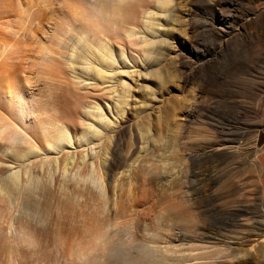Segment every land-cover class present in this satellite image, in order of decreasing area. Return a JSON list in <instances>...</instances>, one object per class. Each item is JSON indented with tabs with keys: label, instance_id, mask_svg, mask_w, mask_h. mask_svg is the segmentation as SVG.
<instances>
[{
	"label": "rangeland",
	"instance_id": "374dc122",
	"mask_svg": "<svg viewBox=\"0 0 264 264\" xmlns=\"http://www.w3.org/2000/svg\"><path fill=\"white\" fill-rule=\"evenodd\" d=\"M198 1L174 0L167 5L170 15L157 19L156 46L143 67L136 68L128 53L120 56L119 43L125 39L116 37L112 56L104 58L106 65L99 75L96 68L86 70L69 60L62 65L34 64L32 78L28 82L22 78L27 97L32 90L35 93L39 114L46 104L51 118L67 125L69 130L63 131L70 133L74 146L79 145L81 125H86L84 105L93 99L99 100L114 124L103 133L106 144L101 150L87 142L78 146L81 152L66 175L56 165L50 170L54 159L44 161L42 156L28 166L31 178L22 176L13 213L0 223V248L13 242L19 249L14 264H71L65 253L80 244L88 250L108 235L114 254L103 258L106 264H264V196L258 156L264 147L258 137L264 124V0ZM8 2L0 0V44L11 41L10 22L18 20L5 13ZM133 2L134 12L148 4V0ZM43 13L44 23L56 21V16ZM190 39L198 54L187 52L189 63L181 64L178 54ZM59 68L70 81L65 87L56 80ZM11 72L10 65H0V117L23 127L16 103L8 98L18 86L14 74L19 77V71ZM184 75L188 76L185 83ZM77 76L96 79V84L87 88L77 82ZM104 85H115L120 101L107 99L101 90ZM169 109L171 122L178 126L170 143L165 142L164 125ZM31 131L38 127L30 125ZM65 133L55 136L61 139ZM257 134L261 175L254 184L260 181L261 191L255 189L252 194L244 187L254 167ZM0 137V146H5L1 133ZM224 139L240 146V157L202 154L212 141ZM40 145L44 148L46 143ZM12 156L0 150V177L5 172L3 164L15 160ZM36 174L39 179H34ZM96 176L105 183L104 203L91 200L96 190L91 180ZM67 193H75L70 196L72 208L59 211ZM35 199L49 206L45 223L22 227L20 221L13 222V214L32 208ZM173 204H182L192 218L169 212ZM8 212L7 199L0 194V214L6 217ZM246 218L250 223L241 229L238 224ZM253 220L257 223L251 226ZM248 239L259 245L258 258L240 256ZM214 245L222 246L221 251H215ZM230 245L238 249L236 256L227 255L225 247ZM4 252L0 250V260L8 264Z\"/></svg>",
	"mask_w": 264,
	"mask_h": 264
},
{
	"label": "bare ground",
	"instance_id": "6f19581e",
	"mask_svg": "<svg viewBox=\"0 0 264 264\" xmlns=\"http://www.w3.org/2000/svg\"><path fill=\"white\" fill-rule=\"evenodd\" d=\"M7 1H9V5H7L8 8H6L5 13L10 12L12 16L18 18V20H11L10 22L9 27L11 30L9 32L11 41L0 44V65H10L12 69L11 73L19 71V77L14 74V82H16L18 86L10 91L8 98H10L13 103H16L19 122L22 123L23 127L18 125V123H12L6 118L0 117V133L7 143L4 149L0 150L7 156L11 154L15 155L12 156L13 159H15L14 161L5 162L3 164L5 172L0 177V194L7 199L9 209L8 216L5 217V215L0 214V223L8 221L9 216L13 213L16 202L14 196L19 192L21 178L25 175L28 180H30V168H28V166L35 164L38 156H42L41 159L44 158V161L54 159L55 163L50 164L49 169L56 165L57 168H62L66 175V172L75 163L77 154L81 152L78 146H81L83 142H87L86 144L90 145V148L101 150L106 144L105 137H102V135H105L103 133H106L114 124V121L106 117L103 113V106L99 100L93 99L90 104L84 105V115L86 118H83V121L86 125H81L82 132L79 139L80 142L78 146H74L71 144L72 139L70 133H65L63 131L69 130L67 125L62 120H53L45 110L46 104H43L42 107L39 108V110L43 111L39 114L40 111L35 108V104L38 103V100L34 98L35 93L33 90L30 92V97L33 99L29 96L27 97L26 91L22 88V78L24 77L26 82L32 78L31 75L33 74L34 64L48 63L62 65L65 61L69 62V60L73 61L74 65L81 64L86 70L89 68H96L97 74L99 75V73L101 74V68L106 65L104 58L106 56H112V52L114 51L113 43H115L114 38L116 37L125 39L119 43L120 56H125L128 53L127 56L129 60L136 68L145 66L147 60H145V58H147V56L149 58V55L152 54L156 46V38L154 37L156 31H153L156 21H159L157 19L161 15H170V11L166 10V8L168 7L167 5L171 4L174 0H148L146 6L142 5L140 12L133 11L134 5H136V2H133V0ZM43 12H46V15L51 14V17L56 16V21L48 20L49 22L44 23ZM147 32L150 34L147 35ZM190 41L191 39L184 42L183 48L185 51H181L178 54L181 64L189 63L186 59L187 52H195V54H198ZM82 53L83 57L80 58ZM94 58L97 59L95 60ZM95 62L99 65L93 66ZM59 70L61 73L56 77L57 83L59 86L65 87L70 81L67 78L68 76L66 77L64 69L59 68ZM84 72L87 73L85 70ZM105 73L109 74L107 72ZM6 74H8V77L10 76V73L6 72L5 75ZM184 76L183 82L185 83L188 80V76ZM204 80L208 83V77ZM95 81L96 79L89 81L88 77L83 78L82 76H77V82L87 88H91L93 84H96L94 83ZM166 85H168V83ZM115 87V85H104L101 89L103 90L102 93L104 96H107V99L113 97V102L120 101V99H118L120 94L114 92ZM148 93L151 97H155L154 90L149 89ZM109 102L105 103L108 107L111 104ZM46 103L48 104V101ZM144 106L148 108L149 103L144 102ZM171 112L172 111L169 109V111L165 113L164 120L166 129L165 142L169 141V143L173 137V133L178 129V126H175L170 120L172 116ZM40 116H43L45 119H40ZM36 121H38V123ZM33 124L38 127V131L34 133H32V131L29 132V126ZM57 132L65 133V135L61 139H57L55 136ZM96 136H101V138H96ZM257 136L258 134L255 136L253 144L254 154L252 161L254 167L250 169L249 179L244 187L247 190H251L252 194L255 189H257L258 192L261 191L260 181H257L256 185L254 184L255 178L257 177L259 179L260 176L259 165L256 158ZM41 141L46 143L44 148L40 145ZM226 142L225 139L222 141H212L205 147L202 154L207 157L217 158L223 156L226 158L240 157V146L230 145ZM24 145L29 146L24 148ZM42 150L44 152H42ZM103 150H105V148ZM51 162L52 161H49L48 164ZM45 164L44 162L42 163V165ZM37 177L38 174L34 175V179H39ZM91 182L96 188L95 192L91 195V200L97 198L104 203L107 194L105 183H103V177L96 176L92 178ZM92 183L89 182V184ZM70 196L74 197L75 193L66 194V198L58 205L59 211L72 208V205H70L72 198H70ZM251 196L253 197L254 195ZM40 200L35 199L32 208H22L20 213L18 210L16 214H13L15 216L12 218V221L18 224L20 221L22 227H26L27 224L30 226L33 225L34 227L37 221L45 223L49 206H42ZM258 207L262 212L263 206L261 202ZM167 210L179 214L182 218H192L191 213H187L182 204L169 205ZM255 222L257 223V221L253 220L251 226H253ZM249 223L250 219H242L238 226L243 229V227L245 228ZM212 247L217 252H220L222 249V246L214 245ZM227 247H225L227 255L236 256L235 252L238 249L233 245ZM0 250L5 251V255L7 254L8 264H14L15 261H17L19 249H17L13 242L1 245ZM258 251L259 245H257L256 242H252L251 239H248L246 245L240 251V256L246 257L247 254H250L258 258ZM113 254L114 250L108 235V237H101L95 245L88 250L84 249L80 244L74 247L70 254L65 253V256L71 260V264H106L103 258L106 256H113ZM22 255L24 258L26 257L25 253H22ZM87 259L93 260L94 262L88 261ZM3 260L4 259L0 260V264H5Z\"/></svg>",
	"mask_w": 264,
	"mask_h": 264
},
{
	"label": "crops",
	"instance_id": "0c3cea01",
	"mask_svg": "<svg viewBox=\"0 0 264 264\" xmlns=\"http://www.w3.org/2000/svg\"><path fill=\"white\" fill-rule=\"evenodd\" d=\"M258 137L260 138L262 142L261 144L264 145V124L260 128V133ZM258 156L260 160L259 162L262 164V177L260 176V179L262 180L261 184H262V191H263V196H264V147L260 150Z\"/></svg>",
	"mask_w": 264,
	"mask_h": 264
},
{
	"label": "snow or ice",
	"instance_id": "6c2138e0",
	"mask_svg": "<svg viewBox=\"0 0 264 264\" xmlns=\"http://www.w3.org/2000/svg\"><path fill=\"white\" fill-rule=\"evenodd\" d=\"M4 146H0V149H2Z\"/></svg>",
	"mask_w": 264,
	"mask_h": 264
}]
</instances>
